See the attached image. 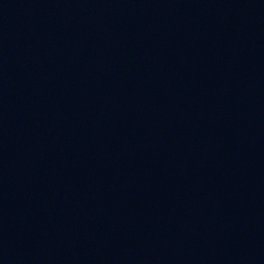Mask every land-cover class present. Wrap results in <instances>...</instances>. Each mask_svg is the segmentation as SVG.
I'll return each mask as SVG.
<instances>
[{
  "label": "water",
  "instance_id": "1",
  "mask_svg": "<svg viewBox=\"0 0 264 264\" xmlns=\"http://www.w3.org/2000/svg\"><path fill=\"white\" fill-rule=\"evenodd\" d=\"M0 264H264V0H0Z\"/></svg>",
  "mask_w": 264,
  "mask_h": 264
}]
</instances>
